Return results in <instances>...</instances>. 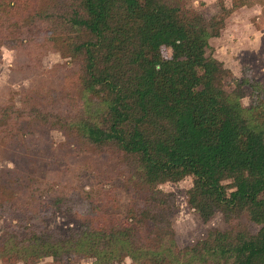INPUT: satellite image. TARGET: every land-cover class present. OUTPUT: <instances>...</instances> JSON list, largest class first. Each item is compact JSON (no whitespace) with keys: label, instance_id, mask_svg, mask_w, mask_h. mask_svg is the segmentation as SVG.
Segmentation results:
<instances>
[{"label":"trees","instance_id":"16d2710c","mask_svg":"<svg viewBox=\"0 0 264 264\" xmlns=\"http://www.w3.org/2000/svg\"><path fill=\"white\" fill-rule=\"evenodd\" d=\"M229 12L222 5L207 19L181 0H0V61L3 45L25 50L28 61L41 45L70 59L58 77L66 86L62 108L26 93L20 108L0 100V144L21 148L22 160L34 156L28 138L38 141L58 130L82 148L114 153L132 188L119 220L103 212L87 214L78 227L44 228L38 221L43 211L63 204L17 201L23 188L33 186L17 178L19 162L7 180L0 175V214L20 216L0 234V256L264 264V85L249 77L228 91V70L208 54L210 38L220 34ZM244 85L252 91L250 106L242 103ZM188 175L187 202L202 219L217 211L226 217L247 212L258 231L213 229L180 248L171 219L175 194L158 186Z\"/></svg>","mask_w":264,"mask_h":264},{"label":"rangeland","instance_id":"374dc122","mask_svg":"<svg viewBox=\"0 0 264 264\" xmlns=\"http://www.w3.org/2000/svg\"><path fill=\"white\" fill-rule=\"evenodd\" d=\"M181 1L185 8L194 9L207 19L220 13L222 5L230 10L220 34L210 38L211 48L208 49V54L212 53L221 60L228 70L224 78L226 89L232 91L237 82L249 77L264 85V0ZM235 3H238L236 7ZM23 52L25 50L21 52L5 45L1 47L0 100H14L20 108L26 93L40 99L45 97L55 107L65 106L66 86L58 82V77L60 68L70 59L47 45L37 47V58L29 61ZM163 54L169 57L171 50L163 47ZM244 88L246 95L242 103L250 106L252 91L247 85H244ZM23 134L24 132L20 131L18 135L20 137ZM38 139L26 140L27 146L34 150V156L22 160L21 148H15L6 142L0 144V175L3 174L2 178L7 180L11 176L8 170L23 162L18 168L17 178L21 177L24 183L33 186L26 190L23 188L22 193L16 195L17 201L24 202L25 206L58 199L59 203L63 204L64 209L43 211L42 219L38 220L42 227L59 230L78 227L87 214L90 216L88 219L103 212L118 216L117 220L126 216L132 188L127 184L122 161L114 153L82 148L58 130H51ZM19 142L25 143L22 140ZM192 183L193 177L188 175L179 181H167L158 186L175 194L176 208L171 219L180 248L194 245L213 229L230 230L243 225L242 227L251 233L258 231L260 226L251 220L247 212L236 217H226L223 212L217 211L210 219H202L187 202V192ZM224 184L228 189L233 188L232 180H226ZM64 203H73L74 208L67 211L68 207ZM96 208L101 210L98 212L99 209ZM18 217L0 214V234L10 221L16 222ZM28 220L33 222L30 218ZM0 264H95V260L76 255L67 262L57 261L51 256L25 262L15 255H10L0 256ZM115 264L143 263H134L126 257L122 262Z\"/></svg>","mask_w":264,"mask_h":264}]
</instances>
